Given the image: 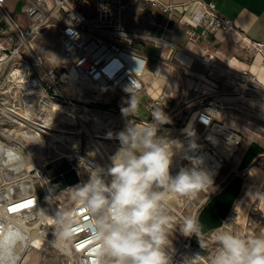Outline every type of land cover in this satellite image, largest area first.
<instances>
[{
	"label": "built area",
	"instance_id": "1",
	"mask_svg": "<svg viewBox=\"0 0 264 264\" xmlns=\"http://www.w3.org/2000/svg\"><path fill=\"white\" fill-rule=\"evenodd\" d=\"M7 1L0 0V94L15 88L14 81L22 75L21 71L26 72V77L34 74V58L38 57L34 41L49 33L56 36L63 62L58 65L56 72H44V88L59 94L61 83L73 82L99 90L112 98L138 95L146 89L142 77L147 57L141 50L142 46L166 50V58L178 49L162 36L127 31L123 26L126 9L123 0H20L24 2L21 10L23 21L13 17L5 6ZM149 2L163 14L170 15L173 10L172 4ZM191 3L196 7L192 25L202 28L201 35L216 31L235 33L229 22L216 12L213 2L204 4L192 0ZM200 60L217 71L219 77L226 79L210 75L215 79L210 87L212 93L209 96L212 99L199 102L182 131L180 144L183 148L176 164L180 165V170L181 167L190 166L193 159L202 161L214 180L242 143L241 135L218 119L221 110L236 109V106L223 100L227 92L217 82L220 80L227 87L235 89L233 98L237 103L244 101L245 94L260 85L255 76L248 72L220 68L214 64L211 56ZM261 64L264 66V58ZM94 98L99 104H109V101L99 100L96 96ZM165 98L162 94L151 99L144 104V108L149 111L157 106L163 108ZM50 148L52 154L47 160L36 164L31 159L30 169H24L26 173L0 182V236L10 221L20 220L28 228L36 229L41 241H46L47 236L51 235L61 241L59 251L64 255L63 264H95L97 245L84 227L89 219L87 213L76 211L78 219L73 224L76 231L70 240L60 239L56 223L58 216L72 215L76 204L73 202L65 211L63 201L57 199V194L50 186L51 177L56 174L74 171L78 183L72 187H76L89 179V173H85L84 163L76 164V157L79 156L72 154L75 152L68 154L57 150L55 146ZM181 162L184 165L181 166ZM55 163L63 164L66 168L48 171ZM15 188L19 192L15 193ZM201 192L205 195L204 200L208 199L210 189ZM17 228L21 233H26L21 226ZM186 248L197 256L195 250L188 246Z\"/></svg>",
	"mask_w": 264,
	"mask_h": 264
},
{
	"label": "rangeland",
	"instance_id": "2",
	"mask_svg": "<svg viewBox=\"0 0 264 264\" xmlns=\"http://www.w3.org/2000/svg\"><path fill=\"white\" fill-rule=\"evenodd\" d=\"M23 5L24 2L20 0L13 4L12 15L18 21L24 20L21 12ZM35 41L34 48L38 57L34 58V66L32 67L34 74L26 77V72L21 71L22 75L14 81L15 88L8 93L0 94V142L19 152L24 162V166L18 168V170L13 169L0 173V182L26 173L24 169L31 164V159L36 164L47 160V157L52 154L50 145H47L48 142H51V146H55L57 150L71 154L69 150L63 149L57 143H53L48 139L45 140L43 134L40 135V139L45 141L44 144L39 142L29 144L24 138V134L25 132L30 134V126L25 122L22 123V127L16 124L12 117L5 115L1 111V108L14 110L21 115L26 114L28 120L33 123H39L47 118L51 127L73 132V134H62L64 136L62 141H65L74 152L76 151L72 153L75 156H79L76 157V164L81 165L84 163L85 173L87 174L90 168H94V166L90 165L107 167L111 164V160L99 158L93 146L91 135L107 132L116 136L117 133L124 130L132 121L143 124L152 120L151 115L154 109L149 111L144 108L146 100L144 93L146 89L138 95L133 96L138 100V111L134 116L126 115L122 112V109L129 106L128 102L132 97L112 98L108 94L86 85L78 83L69 84V82L60 84L59 89L61 94L54 90L47 91L44 88V72L50 70L56 72L62 58L59 57L54 33H49ZM144 51L147 52L145 46ZM202 58L199 57V60ZM157 60L158 57H152L149 60V64L142 77L143 84L149 85L153 75L149 67L152 62ZM163 61V66L167 72L164 77V81L166 82L165 87L162 91L166 89V86H168V89L165 94V107L162 110L168 116L170 123L162 125L157 135L177 140L180 143V135L188 125L191 116L194 115L199 102H208L212 99L209 96L212 93L210 87L215 79L204 75L193 76L189 72H186L182 64L177 62L173 57H164ZM210 68L212 67L210 66ZM196 70L201 71L202 68H197ZM218 74L217 71L214 72V77L221 80L226 79L225 77H219ZM21 79H31L35 82L33 86L28 84L24 88L18 83ZM217 84L227 92L226 94L224 93L226 96L223 97H234L235 89H230L220 80ZM258 87L260 88V86ZM259 88L246 93V99L242 102L227 101V104L231 103L233 106L235 105L236 109L221 110L218 114L219 121L237 132L242 138L240 149L225 165H236L245 146L250 142L256 141L264 146V91H260ZM94 96L99 100L109 101V104H99L95 101ZM53 104L58 105L57 110L52 109ZM79 116L81 118H78ZM222 118H227V120ZM103 145L111 156L120 148L119 140L104 141ZM180 154L181 152L177 153L173 159L178 160ZM86 161L90 165H87ZM180 164L182 166L184 162ZM65 168L63 164L55 163L48 171L55 172ZM250 169L254 170L251 178L248 174ZM178 171V168H170V173L173 176ZM243 178L244 188L242 193L238 201H236L229 218L220 229L227 228L229 231L243 233L248 236L264 234V153L253 160L252 164L245 171ZM72 188L56 195L57 199L63 201L65 211L74 202L72 200ZM14 192H19L18 188H15ZM204 198L205 195L202 192L192 197L175 196L172 198L173 223L177 226L170 236L171 247L173 249V264H185L186 260L196 257L187 250L186 246L195 250L196 254L203 258L202 264H209V261L215 254L217 248L215 236L220 229L203 237L205 243L203 249L200 242L195 246L190 244L189 236H185L179 230L182 219L188 215H193V213L197 214L199 207L204 202ZM242 198L243 200L239 204ZM61 246V241L55 236H47L46 241H41V237L38 235L36 246L29 247L21 256L18 264H63L65 260L64 255L59 251Z\"/></svg>",
	"mask_w": 264,
	"mask_h": 264
},
{
	"label": "clouds",
	"instance_id": "3",
	"mask_svg": "<svg viewBox=\"0 0 264 264\" xmlns=\"http://www.w3.org/2000/svg\"><path fill=\"white\" fill-rule=\"evenodd\" d=\"M128 104L122 112L134 116L138 100L133 94ZM151 117L143 124L132 121L116 134L120 148L111 156V164L88 170L89 179L71 189L73 214H60L56 221L59 238L70 240L76 231V211L87 213L84 227L97 245L95 264H173L170 236L177 226L172 198L212 189V174L202 161L193 159L174 176L170 173L173 157L183 145L157 135L162 125L170 123L160 106ZM179 230L185 236L195 235L205 247L195 216L184 217ZM215 241L209 264H264V234L248 236L222 228ZM10 243L3 246L0 264H12ZM202 259L197 255L185 264H202Z\"/></svg>",
	"mask_w": 264,
	"mask_h": 264
},
{
	"label": "crops",
	"instance_id": "4",
	"mask_svg": "<svg viewBox=\"0 0 264 264\" xmlns=\"http://www.w3.org/2000/svg\"><path fill=\"white\" fill-rule=\"evenodd\" d=\"M16 1L18 0L6 2L5 6L11 13ZM149 1L172 4L173 10L170 15L163 14ZM191 1L123 0L126 6L123 26L129 32L162 36L178 48L171 57L193 76H214L216 71L199 60V57L211 56L214 64L222 69L248 72L264 87V66L261 64L264 58V0H199L204 4L213 2L216 12L235 31L230 34L216 31L205 35H201L200 26L192 25L196 7ZM54 37L56 38L55 34ZM35 43L36 41L34 46ZM258 45H261L260 48ZM144 46L147 52L144 51ZM57 48L59 57L62 58L58 45ZM141 50L147 57V66L152 57H158L149 67L153 75L149 85H145L146 103L167 93L168 86L162 91L166 83L164 77L167 71L163 66L166 50H158L150 45H143ZM62 62L61 59L59 63ZM197 68L202 70L197 71ZM234 101L236 102L235 98L231 102ZM250 143L245 146L236 165H225L215 177L210 196L199 207L195 217L201 225L202 238L220 229L227 221L244 188L245 171L253 160L264 153V146L256 141ZM248 172L251 178L254 170L250 169ZM198 242L195 235L189 236L190 244L195 246Z\"/></svg>",
	"mask_w": 264,
	"mask_h": 264
},
{
	"label": "bare ground",
	"instance_id": "5",
	"mask_svg": "<svg viewBox=\"0 0 264 264\" xmlns=\"http://www.w3.org/2000/svg\"><path fill=\"white\" fill-rule=\"evenodd\" d=\"M25 79V78H24ZM21 79L18 83L21 84L22 87H26V85L30 84L31 86L34 85V80L31 79ZM69 84H73V82H69ZM260 91H264V87L260 86ZM224 101H232L234 99L233 97H225L223 98ZM57 104L52 105L53 110H57L58 108ZM1 111L10 117H12L13 120H15V123L20 125L21 127L23 126L22 123H27L30 126V134L25 132L24 138L28 141L29 144L31 143H42L44 144L45 141L40 139V135H44V139H48L52 141L53 143H57V145L66 148L69 150V152H74V150L69 147L65 141H62V138L64 137L62 134H73L71 131H66V130H61L58 128H53L50 126L48 123V119H43L39 123H33L28 120V117L25 115H21L18 112L14 110H9L6 108H1ZM78 118H81L79 116ZM28 121V122H27ZM93 138V146L95 147L96 152L99 155L100 159H108L111 160V154L107 152L105 146L103 145L104 141H118L116 136H113L107 132L104 133H96L95 135H91ZM177 141V140H173ZM47 145H52L51 142H48ZM119 145V144H118ZM76 152V151H75ZM113 156V155H112ZM178 160L173 159L171 169L172 168H178L177 165ZM88 164L89 162L86 161ZM90 165V164H88ZM24 166V162L19 154L14 148L7 146L0 142V173H3L4 171H10V170H18V168H21ZM96 166L99 165H90ZM31 164H29L25 169H30ZM249 174V172H248ZM4 180V179H3ZM9 191V190H8ZM247 194V193H246ZM243 196V195H242ZM243 198L239 201V204H241ZM238 201V200H237ZM173 210V209H172ZM49 220V219H48ZM21 226L24 231L26 232L21 233V231L17 228V226ZM38 232L34 228H28L26 224H24L20 220H15L13 219L7 224V227L5 228L4 233L2 236H0V253H2L3 246L6 243H10L11 251H12V264H18L21 256L25 253V251L29 247H35L36 246V241L38 239Z\"/></svg>",
	"mask_w": 264,
	"mask_h": 264
},
{
	"label": "water",
	"instance_id": "6",
	"mask_svg": "<svg viewBox=\"0 0 264 264\" xmlns=\"http://www.w3.org/2000/svg\"><path fill=\"white\" fill-rule=\"evenodd\" d=\"M77 183L78 178L74 171H65L62 174H56L50 180V186L54 194L62 193Z\"/></svg>",
	"mask_w": 264,
	"mask_h": 264
}]
</instances>
